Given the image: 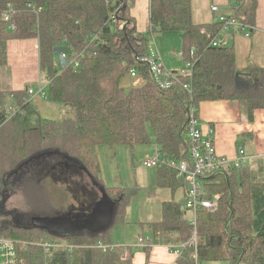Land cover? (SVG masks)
I'll list each match as a JSON object with an SVG mask.
<instances>
[{"label":"trees","instance_id":"obj_1","mask_svg":"<svg viewBox=\"0 0 264 264\" xmlns=\"http://www.w3.org/2000/svg\"><path fill=\"white\" fill-rule=\"evenodd\" d=\"M134 3L0 0V201L7 183L32 201L36 200L34 190L41 178H54L74 191L71 182L76 176L86 178V189L96 191L95 202L87 196L78 197L69 211L31 215L60 217L71 212L76 218H85L105 197L115 206L116 221L123 217L136 190L103 184L99 147H105L113 158L116 147L124 146L132 158L137 146L153 143V150L168 158L187 159L190 108L198 114L202 101H237L250 122L257 109L264 110V67L248 62L239 70L232 45L221 41L216 46L210 44L221 22L193 23L190 0H149L148 24L144 31H138L131 15ZM231 7L241 24L231 30L250 37L256 1L237 0ZM4 11L9 14L7 20L2 18ZM171 31L178 33L181 58L190 62L191 72L183 77L172 71L170 86L161 88L148 63L138 57L147 55L150 37ZM29 38L38 40L40 88L62 109L57 119L40 115L28 97V87L1 88L7 40ZM56 47L64 48L69 61L63 68L54 54ZM131 70L142 82L125 89L123 81ZM158 171L159 186L172 190L184 186L172 169L162 167ZM203 180L204 197L217 195L218 206L196 213L197 261L264 264V157L251 165L213 171ZM187 212L185 196L180 201H165L161 220L143 225L153 235V242L178 244L192 231ZM11 218V213L0 209V239L13 243L14 264H131L130 254L124 257L123 246L110 240L113 221L104 231L73 230L59 236L31 223L15 225ZM99 243L106 247L101 249ZM45 244L50 247L45 249ZM181 260V264H195L189 252Z\"/></svg>","mask_w":264,"mask_h":264},{"label":"crops","instance_id":"obj_2","mask_svg":"<svg viewBox=\"0 0 264 264\" xmlns=\"http://www.w3.org/2000/svg\"><path fill=\"white\" fill-rule=\"evenodd\" d=\"M190 1L193 23L202 24L217 21L218 13L211 11L212 6H217L219 13H229L232 10V3L237 0ZM255 1L256 14L250 37L233 30L220 29L216 33L222 43L233 46L235 65L239 70L244 69L248 62L264 67V0ZM148 7L149 0H135L131 8V15L136 20L138 31H144L148 24ZM178 56L181 58L180 51ZM6 61L1 74V88L4 90H22L26 87L32 89L34 94L31 100L38 108L40 115L45 119L59 118L62 113L61 107L50 102L46 93L44 95L38 93L41 87L38 40L36 38L7 40ZM183 64L181 58L180 65L169 70L180 71ZM141 82L140 78L129 76L124 79L123 86L128 89L140 85ZM197 116L203 131L207 126L213 128V142L220 157L230 162L237 157L238 149L243 150V164L246 165H251L257 158L264 157V110L257 109L254 120L250 122L237 101H202L199 104ZM122 147L129 155L128 148ZM154 147L155 145L150 143L135 148L130 158L132 168L129 170V181L124 186L133 187L136 192L130 198L123 217L113 221L110 230L114 226L117 228L109 237L115 245L131 247V264H181L182 257L170 251L164 243L154 242L152 245L138 247L134 245L140 236L153 237L143 224L156 223L161 220L163 202L180 201L184 197V186L174 190L168 186H159L157 183L161 176L158 169L144 166V158L154 151ZM99 148L97 149L98 159L100 167L103 168ZM103 151L108 155L105 147ZM137 151L143 153V161L139 165L133 162ZM230 165H232L231 162ZM103 175L105 173H100L104 184ZM220 262L224 263V261H204L201 264H219Z\"/></svg>","mask_w":264,"mask_h":264},{"label":"built area","instance_id":"obj_3","mask_svg":"<svg viewBox=\"0 0 264 264\" xmlns=\"http://www.w3.org/2000/svg\"><path fill=\"white\" fill-rule=\"evenodd\" d=\"M211 11L218 13L216 15V20L222 23V30H231L241 27V24L237 18L232 14L233 11L229 13H219L217 6H212ZM2 18L4 20L9 19V14L7 11L2 13ZM10 29L14 26L9 25ZM246 37L249 36L248 33L244 34ZM153 40L150 37L149 42ZM217 37H214L210 44L216 46L220 43ZM181 54V53H180ZM138 60L145 61L148 63L150 71L153 74L156 82L161 88H168L171 84V79H173L172 71L163 67L160 57L156 52V49L148 47V53L145 56L138 57ZM191 64L190 62H185L183 67L180 69L179 74L183 77L190 76ZM130 77H136V72L134 70L130 71ZM188 90L187 85L183 86ZM28 97L34 94L33 90L27 89ZM38 93L44 95L42 88H39ZM186 136L190 143V151L187 159H173L166 157L160 151L154 150L148 157L145 158L143 164L146 168H162L168 167L173 170L174 177L180 180L184 185V196H185V208L190 212V225L192 231L190 236L183 242L178 244H168V249L174 252L177 256L183 257L186 252L191 254L192 259L195 264H198L196 248L198 243V236L196 230V213L199 209L205 210H215L218 206V196L214 195L212 198H205L206 187L204 184V176L216 171V170H229L232 167H239L243 164V150L238 149V155L232 161L220 157L215 149L213 142V128L207 126L206 130L203 131L200 127V121L194 108H190L187 120ZM154 242L152 238L148 236H140L135 241V246H147L152 245ZM101 249L106 246L103 244L98 245ZM45 249L50 247L49 244L44 245ZM131 252V247L123 246L122 255L129 256ZM15 254L13 243L7 239H0V264H14Z\"/></svg>","mask_w":264,"mask_h":264},{"label":"rangeland","instance_id":"obj_4","mask_svg":"<svg viewBox=\"0 0 264 264\" xmlns=\"http://www.w3.org/2000/svg\"><path fill=\"white\" fill-rule=\"evenodd\" d=\"M148 47L156 49L164 68L171 69L180 65L181 58L178 56L180 40L178 33L174 31L161 33L149 42ZM116 148L113 158L112 156L109 157L103 151V147L99 148L101 150L100 155L103 164V168L100 167L102 170L101 173H105L106 175V178L105 175L103 176L104 185L107 187L124 186L129 181V170L132 168L130 165V155L126 153V150L122 149V146H117ZM51 155L53 156L55 154H48L47 156ZM58 156L61 157L60 154ZM133 159L134 164L139 165L143 161V153L137 151ZM85 180L86 178L80 179V177L76 178L74 176L71 182V185L74 186V191H70L65 188V184H62L54 178H41L39 182L35 181L36 183L38 182L36 184L37 190H34L36 195L34 193L32 194L35 195L36 200L33 199L32 201L28 200L27 197L24 198V194L16 186H11L7 183L1 190L3 197L0 201V209L11 213L12 218L10 223H14L15 225L30 223L29 219L33 216L31 214L35 212L45 216H53L63 211L66 212V210L69 211L71 210L69 207L76 204L73 203L74 198H83L81 190L78 187L80 184H84L85 186ZM36 201L40 202L37 206H35ZM187 213L190 216V212ZM116 228L114 226L110 230L109 236L110 234L113 235V231ZM120 235L122 236V233ZM120 239L122 238L120 237ZM219 264H225V262H220Z\"/></svg>","mask_w":264,"mask_h":264},{"label":"water","instance_id":"obj_5","mask_svg":"<svg viewBox=\"0 0 264 264\" xmlns=\"http://www.w3.org/2000/svg\"><path fill=\"white\" fill-rule=\"evenodd\" d=\"M54 54L59 62L60 67L68 65L69 61L65 58L63 47L54 48ZM67 161L76 162L67 156L60 154ZM115 214V206L109 200L102 198L101 201L92 209V211L84 218L80 216L76 218L71 212L60 217H39L33 216L30 223L39 228H43L55 235H66L73 230H85L89 233H96L108 229L113 221Z\"/></svg>","mask_w":264,"mask_h":264},{"label":"flooded vegetation","instance_id":"obj_6","mask_svg":"<svg viewBox=\"0 0 264 264\" xmlns=\"http://www.w3.org/2000/svg\"><path fill=\"white\" fill-rule=\"evenodd\" d=\"M81 190V193L84 196H87L86 198L88 199H93V202L96 201V197L98 196V194L96 193V191H90L89 189H86V187L84 185H79L78 187Z\"/></svg>","mask_w":264,"mask_h":264}]
</instances>
